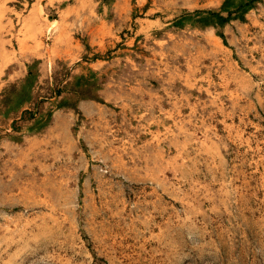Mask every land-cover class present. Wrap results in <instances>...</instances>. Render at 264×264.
I'll return each mask as SVG.
<instances>
[{
  "label": "rangeland",
  "instance_id": "obj_1",
  "mask_svg": "<svg viewBox=\"0 0 264 264\" xmlns=\"http://www.w3.org/2000/svg\"><path fill=\"white\" fill-rule=\"evenodd\" d=\"M0 264H264V0H0Z\"/></svg>",
  "mask_w": 264,
  "mask_h": 264
},
{
  "label": "bare ground",
  "instance_id": "obj_2",
  "mask_svg": "<svg viewBox=\"0 0 264 264\" xmlns=\"http://www.w3.org/2000/svg\"><path fill=\"white\" fill-rule=\"evenodd\" d=\"M55 28H56V24H55V23H51V24H49V25L47 26L46 31H47L48 34L51 35V32H53V30H54Z\"/></svg>",
  "mask_w": 264,
  "mask_h": 264
}]
</instances>
